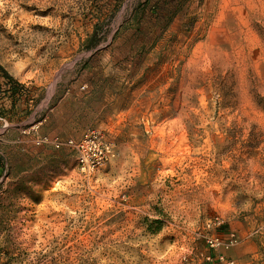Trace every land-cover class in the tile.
<instances>
[{
    "label": "rangeland",
    "instance_id": "rangeland-1",
    "mask_svg": "<svg viewBox=\"0 0 264 264\" xmlns=\"http://www.w3.org/2000/svg\"><path fill=\"white\" fill-rule=\"evenodd\" d=\"M0 66V264L264 249V0H0ZM92 130L112 157L85 174Z\"/></svg>",
    "mask_w": 264,
    "mask_h": 264
},
{
    "label": "built area",
    "instance_id": "built-area-1",
    "mask_svg": "<svg viewBox=\"0 0 264 264\" xmlns=\"http://www.w3.org/2000/svg\"><path fill=\"white\" fill-rule=\"evenodd\" d=\"M66 146L73 152L75 161L79 169L85 174H91L104 166L112 157V150L101 143V137L97 131H88L77 140L69 139ZM61 143L54 142V148L59 149ZM214 224L219 226L222 221L219 218L214 219ZM237 242L236 235L230 233L225 239L219 236H212L207 240L212 250L229 249ZM219 260L224 264H233L232 260L226 261L223 255Z\"/></svg>",
    "mask_w": 264,
    "mask_h": 264
},
{
    "label": "crops",
    "instance_id": "crops-1",
    "mask_svg": "<svg viewBox=\"0 0 264 264\" xmlns=\"http://www.w3.org/2000/svg\"><path fill=\"white\" fill-rule=\"evenodd\" d=\"M227 256L236 264H264V249L251 251L245 248L243 243L230 250Z\"/></svg>",
    "mask_w": 264,
    "mask_h": 264
},
{
    "label": "trees",
    "instance_id": "trees-1",
    "mask_svg": "<svg viewBox=\"0 0 264 264\" xmlns=\"http://www.w3.org/2000/svg\"><path fill=\"white\" fill-rule=\"evenodd\" d=\"M95 37H96V29L93 31L92 35L88 39V43L90 45L94 44ZM0 75L4 77V79L6 80V83L9 85L8 91H11V96L14 97L16 95L15 88H17L19 84L15 82L13 78L1 66H0ZM2 171H3V165L1 164V159H0V174L2 173Z\"/></svg>",
    "mask_w": 264,
    "mask_h": 264
}]
</instances>
